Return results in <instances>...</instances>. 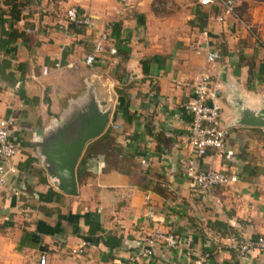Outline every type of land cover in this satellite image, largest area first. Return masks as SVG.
<instances>
[{"label": "crops", "instance_id": "0c3cea01", "mask_svg": "<svg viewBox=\"0 0 264 264\" xmlns=\"http://www.w3.org/2000/svg\"><path fill=\"white\" fill-rule=\"evenodd\" d=\"M68 7L91 27L59 30ZM216 9L196 0H26L11 27L0 10V118L18 146L15 173L0 187V264H38L41 252L44 264H264V252L238 258L224 246L228 236L264 237V50L252 39L264 38V0H234L235 17L223 23ZM108 23L118 24V40L108 37L85 65ZM10 29L22 37L10 40ZM202 71L218 86L225 152L196 158L197 169L237 178L208 193L190 190L178 163L192 154L183 106ZM93 94L106 102L108 122L84 145L76 195L65 196L37 152L75 125ZM244 116L262 125H241ZM156 227L190 236L188 252L158 244L130 263ZM79 240L88 246L72 256Z\"/></svg>", "mask_w": 264, "mask_h": 264}, {"label": "built area", "instance_id": "2783aa9c", "mask_svg": "<svg viewBox=\"0 0 264 264\" xmlns=\"http://www.w3.org/2000/svg\"><path fill=\"white\" fill-rule=\"evenodd\" d=\"M196 2L202 7L218 8L220 12L216 18L218 23H223L227 16L235 17L234 0H196ZM67 24H73L85 29L91 27L90 19L79 14L74 7H68L64 11V23L58 29L65 28ZM111 26L112 23L106 24L103 31L93 36L90 53L84 58L85 65H92L96 56L101 53L108 39ZM244 28L248 31L246 26ZM201 34L205 35L206 30H202ZM252 39L256 47L264 50L263 37L252 34ZM109 53L114 54V49H110ZM205 59L208 63L213 62L216 59V54L208 53ZM262 62L264 65V55ZM42 73L45 74L46 70L43 69ZM210 83V75L207 71L200 72L193 79L190 99L183 106V113L187 118V126L185 128L186 141L192 154L178 161L182 167L188 188L203 193H208L213 188L229 187L237 180L233 174H225L213 169H197L196 158H202L208 151H213L217 157H221L225 152V132L220 127L219 121V90L218 86L212 87ZM9 124V118H0V187L5 185L8 175L15 173L12 159L18 152V146L17 142L9 136ZM191 243L192 238L188 235L177 236L172 231L162 232L156 227L140 238L129 260L130 263H138L141 260L152 257L158 244H163L167 249L188 252ZM87 246L88 242L79 240L70 249V254L72 256H80L85 252ZM224 246L228 252L235 254L238 258H247L256 252H264V237L245 239L228 236L224 240ZM208 256L207 252L203 255L204 258H208ZM45 259L44 252H41L38 255V264H44Z\"/></svg>", "mask_w": 264, "mask_h": 264}, {"label": "water", "instance_id": "95a60500", "mask_svg": "<svg viewBox=\"0 0 264 264\" xmlns=\"http://www.w3.org/2000/svg\"><path fill=\"white\" fill-rule=\"evenodd\" d=\"M259 116V114H258ZM260 118V117H259ZM108 122V110L105 101H97L94 94L84 113L73 127L62 130L51 138L49 146L43 150L48 167L46 171L55 180V188L65 196L76 195L75 167L84 145L98 137ZM244 126H261L262 122L244 116L239 120Z\"/></svg>", "mask_w": 264, "mask_h": 264}, {"label": "trees", "instance_id": "16d2710c", "mask_svg": "<svg viewBox=\"0 0 264 264\" xmlns=\"http://www.w3.org/2000/svg\"><path fill=\"white\" fill-rule=\"evenodd\" d=\"M26 0H1L0 4H1V8H4L7 11L8 14V20H7V25L8 27L13 26L16 22H18L21 18V8L23 7V4ZM219 9H216L214 14H219ZM83 27H79L73 24H67L66 25V29H70L74 32H76L77 34L79 33L80 29ZM10 32L6 33V36L11 40H15L16 38H20L22 37L21 35H17L16 33H13V30L10 29ZM118 34H119V26L117 23H112V26L110 28V32L108 37L114 39L115 41L118 40ZM121 50H128L127 47L125 46H120ZM247 76L248 79L252 77V67L251 65H248L247 68ZM27 162H30V160H28Z\"/></svg>", "mask_w": 264, "mask_h": 264}, {"label": "rangeland", "instance_id": "374dc122", "mask_svg": "<svg viewBox=\"0 0 264 264\" xmlns=\"http://www.w3.org/2000/svg\"><path fill=\"white\" fill-rule=\"evenodd\" d=\"M171 4H172V2H171ZM174 4H176L175 2H173V4L172 5H174ZM173 9H178L177 7H174ZM176 13H179V12H176ZM179 14H181V11H180V13ZM192 25H194L195 27H198V23L197 22H192L191 23ZM191 24H189V25H191ZM62 106H66V102H65V100H62ZM221 127V126H220ZM37 154L40 156V159L42 158L43 160H44V157H43V151H40V152H37ZM55 184V183H54ZM55 186V185H54Z\"/></svg>", "mask_w": 264, "mask_h": 264}]
</instances>
